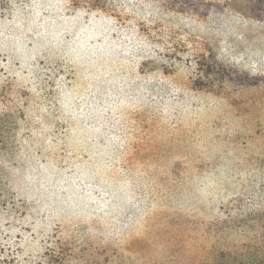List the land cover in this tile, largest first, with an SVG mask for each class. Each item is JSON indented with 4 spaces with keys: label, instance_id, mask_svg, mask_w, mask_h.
Here are the masks:
<instances>
[{
    "label": "rangeland",
    "instance_id": "374dc122",
    "mask_svg": "<svg viewBox=\"0 0 264 264\" xmlns=\"http://www.w3.org/2000/svg\"><path fill=\"white\" fill-rule=\"evenodd\" d=\"M261 1L0 0V264H178L180 214L264 204Z\"/></svg>",
    "mask_w": 264,
    "mask_h": 264
},
{
    "label": "trees",
    "instance_id": "16d2710c",
    "mask_svg": "<svg viewBox=\"0 0 264 264\" xmlns=\"http://www.w3.org/2000/svg\"><path fill=\"white\" fill-rule=\"evenodd\" d=\"M174 54L168 49L163 58ZM178 222V264H264L262 203L234 207L208 219L180 214Z\"/></svg>",
    "mask_w": 264,
    "mask_h": 264
}]
</instances>
